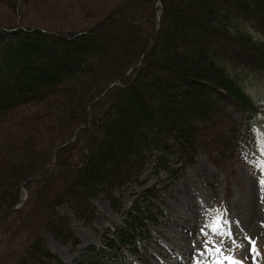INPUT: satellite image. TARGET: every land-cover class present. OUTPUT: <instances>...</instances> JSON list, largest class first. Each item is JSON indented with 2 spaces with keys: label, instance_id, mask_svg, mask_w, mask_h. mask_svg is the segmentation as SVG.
<instances>
[{
  "label": "trees",
  "instance_id": "trees-1",
  "mask_svg": "<svg viewBox=\"0 0 264 264\" xmlns=\"http://www.w3.org/2000/svg\"><path fill=\"white\" fill-rule=\"evenodd\" d=\"M69 3L76 18L70 26L0 23V247L12 259L19 254L12 264H66L45 232L19 239L13 234L20 224L14 223L20 189L35 181L28 178L52 152L69 179L54 194V208L35 206L37 218L57 241L76 246L81 239L70 224L91 226L100 194L121 211L120 191L143 185L149 166L154 174H184L199 147L217 137V127L225 159L235 148L245 157L250 129L264 111L252 91L264 80V0ZM155 7H161L160 19ZM102 78L120 82L87 112L90 93L105 90L99 89ZM209 113L213 117L204 122L202 114ZM70 120L90 126L71 140L60 129ZM199 128L212 133L201 135ZM51 139L68 141L62 146L67 158L58 156V140L46 149ZM137 198L125 225L107 242L110 249L87 246L76 264H118L112 249L131 243L145 218L153 217L151 210H159L156 190L146 187Z\"/></svg>",
  "mask_w": 264,
  "mask_h": 264
},
{
  "label": "rangeland",
  "instance_id": "rangeland-1",
  "mask_svg": "<svg viewBox=\"0 0 264 264\" xmlns=\"http://www.w3.org/2000/svg\"><path fill=\"white\" fill-rule=\"evenodd\" d=\"M67 3L69 0H0V23L20 21L31 25L70 26L76 22V18L73 16V7ZM156 4L159 5L160 1ZM155 9L156 17L159 18L161 7H155ZM153 37L154 32L152 39ZM132 70L133 67L125 75L127 77L132 75L134 73ZM117 80L107 85L106 78L100 79L99 89L102 90L106 85L105 90L96 95L90 93L92 95L89 100H92L85 106L87 112H90L96 103L110 93L114 85L120 82L116 84ZM252 91L264 105V80L258 88L252 85ZM99 92L101 91L97 90V93ZM67 99L70 100V97ZM207 115L202 114L203 118L205 116L204 122L213 117L211 113ZM89 126L90 123L87 121L82 120L81 123H77L75 120H70L65 125H60V129H63V137L70 134V139L75 140L82 134V128ZM254 127L264 139V111L257 116ZM253 128L250 129L249 136H252V139L245 150V157L242 149H239V154H237L235 148L231 159H225L221 152L222 147H220L224 143L222 136L217 132L220 128L217 127L216 132L214 130V133H218L217 137L210 138L213 144H210L208 140V145L204 144L199 147L196 159L193 163L187 164L184 174L174 178L164 171L154 174L152 166H149L142 175L143 185L136 182L128 184L123 191L118 193L122 201L121 211L114 210L108 199L100 194L93 202L96 216L91 226L78 221H72V225L70 224L72 230L81 239L76 246L72 243L62 244L57 241L49 229L46 231L41 226L44 224L43 217L37 218L35 206L38 205L42 210L47 207L54 208L52 206L54 194L60 191L69 179V175L62 174L66 170L62 166L61 159L52 152L44 167L28 178L35 179V181L27 183V186L24 183L20 189L21 196L16 205L20 211L16 214L17 219L14 222L18 225L19 219L20 224L18 230L13 231L14 237L17 234L19 236L15 239L24 235L32 237L37 230L45 232L53 251L59 254L66 264H76L77 257L86 250L84 248L87 246L110 249L107 242L116 237V233L125 225L129 211L138 199V194L149 187L156 190L158 194L154 203L159 210L154 208L151 210L153 217L145 218V225L140 227V231L143 230V232L131 243L123 245L119 242L115 250L112 249L118 264H194L197 260L199 264H209L208 254L197 252L196 249L203 247L202 241L205 236L214 235L207 226L217 218H222L219 222L224 225L225 229H231L234 233L231 239L237 240L242 245L234 250L237 259L242 260L244 264H264V185L260 183L264 174L254 167V161L259 158V153ZM202 130L203 128H199L201 135L208 129ZM207 132L212 133L210 130ZM241 132L244 134V131L241 130ZM228 133L227 129L223 132L226 135ZM244 135L246 136V133ZM57 140L51 139L50 142H46V149L57 141L58 156L60 155L62 159L67 158L68 154L62 152V146L68 144L65 142L67 140L63 143L62 139ZM209 145L214 146L209 147ZM82 148L79 144L73 152L80 155L78 152ZM227 150L232 152V149ZM43 152L44 150L41 153ZM70 159L74 161L73 157ZM17 208L12 207L16 211ZM60 212H64V209ZM23 226L25 228L20 234L19 229ZM202 227L205 229V235H201ZM245 236L255 242L258 254L250 251L252 246ZM216 239L218 241L223 239L226 251L233 249L229 237L217 235ZM29 240L31 241V238ZM16 249H20V246L18 245ZM18 257L19 254L12 259L9 253L4 251L2 246L0 247V264H12Z\"/></svg>",
  "mask_w": 264,
  "mask_h": 264
},
{
  "label": "snow or ice",
  "instance_id": "snow-or-ice-1",
  "mask_svg": "<svg viewBox=\"0 0 264 264\" xmlns=\"http://www.w3.org/2000/svg\"><path fill=\"white\" fill-rule=\"evenodd\" d=\"M253 133L256 136V148L259 153V158L254 161V167L258 168L261 173L264 174V139L261 138V134L257 132L255 127L253 128ZM260 183L264 185V178L261 179ZM221 219L222 218H217L216 221L207 226L214 235L205 236V239L202 241L203 247L196 249V251L200 253L206 252L210 257L209 264H244L242 260L237 259L234 255V250L242 247V245L237 240L231 239L234 233L231 229H225L224 225L219 222ZM201 235H205V229L203 227L201 228ZM217 235L229 237L233 249L231 251H226L223 239L218 241L216 239ZM245 239L248 240L249 244L252 246L250 251L256 253L255 242L247 236H245ZM194 264H199V261H195Z\"/></svg>",
  "mask_w": 264,
  "mask_h": 264
},
{
  "label": "water",
  "instance_id": "water-1",
  "mask_svg": "<svg viewBox=\"0 0 264 264\" xmlns=\"http://www.w3.org/2000/svg\"><path fill=\"white\" fill-rule=\"evenodd\" d=\"M160 0H157V3L159 2ZM161 17V16H160ZM160 17H159V19H160ZM159 25H160V22H158L157 23V27H156V29L154 30V34L157 32V30H158V27H159ZM151 43V42H150ZM151 44H149V46H150ZM134 68V67H133ZM120 81V79H118L117 81H116V84L118 83ZM67 142V141H66ZM4 212H2L0 215H2Z\"/></svg>",
  "mask_w": 264,
  "mask_h": 264
},
{
  "label": "bare ground",
  "instance_id": "bare-ground-1",
  "mask_svg": "<svg viewBox=\"0 0 264 264\" xmlns=\"http://www.w3.org/2000/svg\"><path fill=\"white\" fill-rule=\"evenodd\" d=\"M66 142V141H65Z\"/></svg>",
  "mask_w": 264,
  "mask_h": 264
}]
</instances>
